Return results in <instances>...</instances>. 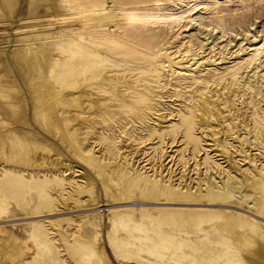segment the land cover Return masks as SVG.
I'll return each instance as SVG.
<instances>
[{
  "label": "rangeland",
  "instance_id": "obj_1",
  "mask_svg": "<svg viewBox=\"0 0 264 264\" xmlns=\"http://www.w3.org/2000/svg\"><path fill=\"white\" fill-rule=\"evenodd\" d=\"M132 1L67 0L64 12L49 17L39 10L35 19L20 0L13 25L43 34L52 58L40 97L25 91L31 120L37 109L45 116L52 106L69 140L44 132V143L25 147L0 108V199L6 203L0 229L30 247L13 261L7 258L17 246L0 247V264H85L72 236L87 232V221L97 224L110 264H233L231 219L245 218L253 229L264 225V0ZM186 7L193 10L177 24L128 18ZM14 30L0 31L8 59ZM0 65V103L3 95L19 98L21 78ZM224 125L232 131L226 136ZM60 142L64 155L54 151ZM71 142L80 151L73 164L66 151ZM80 169L91 177L89 201L69 203L82 192ZM120 171L125 176L117 181ZM101 175L115 187H106ZM134 176L155 196L146 192L136 201L128 195ZM227 176L242 185L241 199L220 185ZM248 190L261 195L254 214L243 198ZM206 210L225 215L221 228L200 229L194 212ZM109 212L124 228L119 234Z\"/></svg>",
  "mask_w": 264,
  "mask_h": 264
},
{
  "label": "bare ground",
  "instance_id": "obj_2",
  "mask_svg": "<svg viewBox=\"0 0 264 264\" xmlns=\"http://www.w3.org/2000/svg\"><path fill=\"white\" fill-rule=\"evenodd\" d=\"M66 1L67 0H27L28 16L38 19L36 17L38 16L39 10H43L45 11V13L51 14L49 15V17H52V14H60L66 9ZM147 1L148 0H133L130 4L133 5L137 3H144ZM180 3L183 4L182 1H180ZM96 4V1L92 2V5H94L95 7L97 6ZM19 5L20 0H0V31H5L7 28H9V26L15 27V30L13 31V34H15L14 40L12 42L13 44L10 46V49L7 50L9 53V59L7 58L8 54L5 53V49L0 48V64L4 66L2 68L3 70L9 68L8 70H11L12 72H14L15 75L17 74L21 78L20 84H22L21 86L23 92L20 93V96H18L19 98H9L7 95H3L1 97L2 103H0V108L4 115L8 118V120L13 122L15 126H17L16 132H18L20 140L23 141V146H25V142L29 144L28 141H34L41 145L42 143H44V132L52 136L51 138L49 137L50 139H55L57 136L58 138H60V135H62L61 139L63 141L65 139L69 140V134L67 133V131H65V129L63 130V120L60 116H57L55 114L54 108L52 106L49 107V112H45V116L44 109H37L35 115H33V121L31 120L29 101H32V99L28 98L25 91H27V94L33 97L36 101L40 97V94L38 97L36 96L37 92L41 90V88L49 85V75L52 69V58L50 55L51 48H49L47 44L43 41V34H40L38 31H33L32 33L26 34L24 33V31L26 30L25 28L20 25H13L12 20L15 17V14L17 13ZM180 8L181 6L177 8V10H179ZM191 10L193 9L186 7L181 12L178 11L174 13L166 11L167 13L163 14L162 16L151 12H134L133 14H128V18L136 22H142L145 20L152 19L155 21H170L173 24H177L183 19V15L189 13ZM122 11L124 12L125 9H123ZM171 11L176 10L171 9ZM22 34L24 35L21 36ZM7 63L9 67L6 65ZM248 103L253 104V102ZM208 113L209 117H213V114L209 108ZM200 125H203L204 128L207 129L211 137L216 135L215 128L211 127L208 123L201 122ZM222 131L223 136H226L228 131H231V129H229L227 125H224L222 126ZM76 138L77 142L80 143L81 134L77 132ZM61 142L58 143L61 149L59 148L58 150H54L55 152L59 151L57 152V154H61L62 152L60 151L64 150ZM78 146L79 145H75L73 142H71L69 143V149L66 150L67 153L71 155L68 161L71 164L75 163L74 157L80 152ZM53 162L55 163L56 160ZM37 163L38 161L34 157L33 160L30 162V167L32 168V166H36ZM54 165L55 164L52 165L51 162H47V167L53 168ZM114 169L117 168H113V170ZM116 176L118 177L117 181H122L125 175L121 174L120 171V173H117ZM79 177L81 179L80 186L82 187L81 195L76 196L74 194H71L69 196V203H72L71 200L86 202L89 201V194L85 191H88V189H90L91 187V177H86L84 170L80 171ZM101 178L103 184L106 187H109V185L113 188L115 187V182H112L107 177H103L102 175ZM220 185L226 188V191L229 192L231 195H234L236 199L238 197L239 199L242 198V185L235 176H227V178L224 179V184L220 183ZM248 185H250L249 182ZM208 186L214 189L213 179L209 180ZM262 191L264 197V189ZM126 192L128 193V195H132L133 197H135L136 201L140 199L141 194H143V196L146 195V192L149 196H155L154 190L148 184V182L139 179V177L137 176H134L133 179L127 181ZM208 197L217 198V196L213 193H210ZM243 198L246 199V201L248 202L250 206V211L253 212V214L256 213L255 209L259 207V200L261 199V195H258L256 192L248 190ZM5 205V201L0 199V214L3 212ZM194 213V220L198 223V226L202 230L211 229L212 227L221 228L223 226V222L221 221V219H226L225 215H223L220 211L215 210L195 211ZM261 213L264 214V206L261 208ZM113 215L114 213L112 212L108 213L109 220H113L114 225L118 228L112 226V230L115 234H119L124 228L117 224V220ZM82 223L83 221L79 222L78 225L82 226ZM87 223L90 227L87 232L85 231V229H82L83 231L81 235H75L76 231H74L73 236L72 234L70 235L74 237V240L76 241L79 250L84 253V263L110 264L108 262V258L104 251V248L100 243L101 239L97 224L93 221H87ZM228 227L230 248L235 250V261L233 262V264H264V225H261L260 229H253L252 224L245 218H242L241 220L231 219V223L228 225ZM1 232L3 234V237H0L2 239L0 247L4 246L9 250H13V248L15 249L14 246H17L14 255L12 256L13 252L9 254V257L7 258L9 261H13V257H17V259H20L21 257L25 256L26 252L30 250V247L28 248L26 243L21 244L18 238L11 237L9 234L6 233V230H1Z\"/></svg>",
  "mask_w": 264,
  "mask_h": 264
}]
</instances>
